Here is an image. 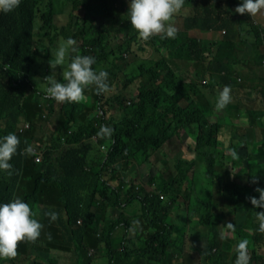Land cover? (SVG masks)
I'll use <instances>...</instances> for the list:
<instances>
[{
	"label": "trees",
	"instance_id": "obj_1",
	"mask_svg": "<svg viewBox=\"0 0 264 264\" xmlns=\"http://www.w3.org/2000/svg\"><path fill=\"white\" fill-rule=\"evenodd\" d=\"M67 2L84 16L75 29L68 28L69 12L68 21L60 23L55 0H21L14 11L0 12V138L15 133L20 139L10 161L13 174L0 170V204L20 197L44 226L34 243L21 242L16 258L0 264H44L32 253L51 248L73 254L53 264H94L88 248L103 264H182L167 249L177 246L175 227L166 219L181 199L190 200L185 190L201 175L208 187L209 252L215 247L210 263L235 264L236 245L247 239L250 264H264V232L256 218L264 209L248 199H258L255 189L264 188V10L253 25L249 15L235 12L242 0H185L191 14L176 37L145 42L130 24V0ZM58 36L74 39L79 55L95 57L94 69L109 62L104 69L113 74L111 92L86 89L80 103L46 97L44 77ZM246 43L252 47L245 52ZM131 55L138 60L128 61ZM132 84L136 92L120 100ZM226 85L232 100L217 110ZM240 117L246 121L235 123ZM102 125L113 128L111 138L97 136ZM181 130L191 133L182 139ZM109 139L108 153H90ZM171 143L180 156L174 175L166 168L173 160L167 151ZM27 146L39 160L21 155ZM147 161L146 183H163L161 199L136 186L137 167ZM253 177L260 178L259 187H252ZM136 201L139 212L124 213ZM45 211H55L58 219L50 222ZM240 211L244 221L238 226ZM98 215L106 223L101 229L93 223ZM133 221L139 227L133 228ZM226 222L235 225L234 232ZM223 226L233 238L222 235Z\"/></svg>",
	"mask_w": 264,
	"mask_h": 264
},
{
	"label": "clouds",
	"instance_id": "obj_2",
	"mask_svg": "<svg viewBox=\"0 0 264 264\" xmlns=\"http://www.w3.org/2000/svg\"><path fill=\"white\" fill-rule=\"evenodd\" d=\"M20 3L21 0H0V12H12L20 6ZM184 4L185 0H130L128 6L130 24L142 41L147 42L153 36H156L159 41L165 40V38L174 39L178 30L185 27V18L191 14V8L185 7ZM261 10H264V0H242V3L235 8L236 13L249 15L253 25H257L256 15ZM68 12L70 13L69 17L71 20L68 28L75 29L78 24L82 25L84 23L82 12L72 9V6ZM173 19L178 21L179 24L174 26ZM223 33L224 30L220 36ZM215 36L221 38L218 37L219 34L217 33ZM116 44L117 41H114L113 45ZM246 45L252 47L250 43H246L244 48ZM77 50L79 48L76 46V41L69 37L66 40H62L53 51V59L48 61L49 68L53 70L52 74L44 77L47 98H51L58 103H80L86 100V89H94L97 95L111 92L112 89L108 83V72L103 68L99 70L94 69L93 65L96 64V59L91 55H72ZM142 56L143 58L150 57V55ZM65 65L66 67H64L61 73L63 82H58L55 69L57 66L63 67ZM203 82L205 81L203 80ZM231 100V88L226 85L220 91L216 100L215 106L217 110L225 108ZM97 111H94L93 114H97ZM241 119L246 118H235L234 121L235 123L242 122L240 121ZM56 121L57 117L54 123H50V125L55 126ZM113 131V128L110 126L102 125L97 136L101 139L111 138ZM186 131L191 133L190 130H181L179 136H182L183 132ZM19 145L20 139L15 133H8L3 138H0V170L7 172L9 176L13 174V165L10 161L17 153ZM112 145V139L106 140L103 145L95 147L90 153L97 154L98 151L108 153ZM21 155L36 157L39 160V154L32 146H27ZM231 155L234 159L237 158V153L234 150L231 151ZM175 157L180 158V156L178 154L174 155V168ZM99 161H101V158ZM146 164L150 166V163L147 161L139 165L138 168L142 169ZM183 166L187 165L183 164ZM209 171L210 168L207 172ZM138 177L140 184H136L137 187H144L145 185L146 190L148 192H155L159 199L163 198L166 194L165 190L162 189L163 183L155 182L154 184L153 182L148 184L144 181V178H141L139 175ZM205 181L206 178L203 179V175L199 177V180H195L192 187L185 190L190 195V200L186 201L181 199L180 203L173 207L170 215L166 219V222L171 223L175 227L174 237L177 246L176 248L167 247V249L168 251L174 250L176 252L175 258L181 260L182 264H211L210 253L215 250V247H212L209 252L210 225L204 223L206 219L204 205L208 200V187ZM252 182H257L255 177H253ZM255 191L259 193V198L248 197V199L254 208L264 209V188H256ZM180 207L184 208L185 218L183 223H178L170 219L174 210ZM139 210L140 206L137 203L133 214L138 213ZM44 215L49 218L50 222L58 219V213L55 211H45ZM256 218L259 221V231L264 232V211L257 212ZM243 221L244 212L240 211L236 217V224L241 226ZM93 223L97 225L98 229L106 225L100 215L97 216ZM77 224H82V221L78 219ZM43 227V224L34 218V212L30 205L20 197H14L10 202L0 204V259H15L18 255L19 244L24 241L34 243L40 237ZM137 227H139V221H133V228ZM226 228L233 232L235 231V225L231 222H226ZM226 228L223 226L221 230L222 235L233 238L234 233L228 231ZM248 245L249 241L247 239L239 240L236 245L235 264H250L251 256L248 251ZM97 253L93 248H88L87 250V255L91 257L94 264H103L98 258Z\"/></svg>",
	"mask_w": 264,
	"mask_h": 264
},
{
	"label": "rangeland",
	"instance_id": "obj_3",
	"mask_svg": "<svg viewBox=\"0 0 264 264\" xmlns=\"http://www.w3.org/2000/svg\"><path fill=\"white\" fill-rule=\"evenodd\" d=\"M70 7H71V3L70 2H67V0H65L64 2H63V0H55V11H56V13H57V15H58V17L59 18H63L62 19V21L60 22V23H64V22H66L67 21V18H66V16H67V12H68V10L70 9ZM39 23H40V21H39V19H38V17L36 18V21H35V25L37 26V25H39ZM173 24H174V26H176L177 24H179L178 23V21H176V20H174L173 19ZM62 40H64L61 36H58L57 38H56V40H55V43H56V46H55V48H53L52 50H51V52H50V54H49V61L51 60V59H53V57H52V53H53V51L58 47V45H59V43L62 41ZM123 53V52H122ZM121 53V54H122ZM76 54H79V51L77 50L75 53H72V55H76ZM150 56H152V54H149ZM140 58V57H139ZM126 59L128 60V61H133V60H138L134 55H131V56H126ZM109 62H107V61H103V62H101L99 65H98V69H101V68H109L110 67V65L108 64ZM64 67H66V65L65 66H63V67H61V66H57V68L55 69V72H56V79H57V81L59 80V79H61L62 78V76H61V73H62V71L64 70ZM48 69H49V74L48 75H50V74H52V69H50L49 67H48ZM130 71V70H129ZM108 72V79H113V74L111 73V72H109V71H107ZM44 86H45V82H44ZM136 92V86H135V84H132V86H128L127 85V87H126V89L124 90V92L122 93V97H124V98H120V100H124V99H126L127 97H128V95L129 94H133V93H135ZM57 111L52 115V118H51V123L53 124L54 123V121L56 120V117H57ZM240 121H242V122H245L246 121V119H241ZM189 131H186V132H183V134H182V139L183 138H185L186 136H188L189 135ZM170 146H171V148H172V151H170V150H167L168 152H169V154H170V156L171 157H173V160H172V158L169 160V161H167V165H166V168H167V171L169 172V173H171L172 175L174 174V172H175V168H174V155H176V150H177V148H178V145L176 144V143H171L170 144ZM252 150H254V148H251ZM255 150H256V148H255ZM254 150V151H255ZM241 152L244 154L245 153V151L244 150H241ZM149 171H150V166H149V164H146L145 166H144V168H142V169H139L138 167H137V172H136V174L137 175H139L141 178H144V181H146V179L148 178V176H149ZM159 176H160V178H162V176H163V172H159ZM150 179H151V181H156V179H154L152 176L150 177ZM256 179V183H253V182H251V184H252V187H254V188H256V187H259L260 185H259V182H258V179H260V178H255ZM262 187H264V184L263 185H261ZM144 188L146 189V186L144 185ZM135 204H133V205H131V206H129V208L126 210H124V213H126V214H129V215H132L133 213H134V211H135V207H136V204L138 203L137 201L136 202H134ZM184 218H185V215H184V208L183 207H180V208H176L175 210H174V212H173V214L170 216V219L172 220V221H175V222H178V223H183V221H184ZM193 253H195V252H193ZM32 255L33 256H38V258L41 260V261H43V263L44 264H53V263H55V262H65V258L68 256L70 259H72L73 258V254L71 253V252H68L67 253V255H65L64 253H62V252H60L58 249H56V248H51V249H48V250H43V249H41L39 252H37V251H34L33 253H32ZM58 255H59V257H58Z\"/></svg>",
	"mask_w": 264,
	"mask_h": 264
},
{
	"label": "crops",
	"instance_id": "obj_4",
	"mask_svg": "<svg viewBox=\"0 0 264 264\" xmlns=\"http://www.w3.org/2000/svg\"><path fill=\"white\" fill-rule=\"evenodd\" d=\"M249 49H251V46L250 45H246L245 48H244V51H248Z\"/></svg>",
	"mask_w": 264,
	"mask_h": 264
}]
</instances>
